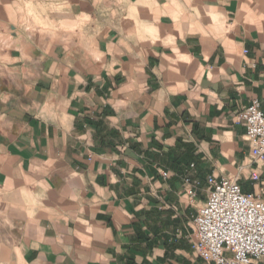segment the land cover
<instances>
[{
	"label": "crops",
	"instance_id": "crops-1",
	"mask_svg": "<svg viewBox=\"0 0 264 264\" xmlns=\"http://www.w3.org/2000/svg\"><path fill=\"white\" fill-rule=\"evenodd\" d=\"M254 100L264 0H0V243H40L18 264H203L207 179L264 200L236 124Z\"/></svg>",
	"mask_w": 264,
	"mask_h": 264
},
{
	"label": "built area",
	"instance_id": "built-area-1",
	"mask_svg": "<svg viewBox=\"0 0 264 264\" xmlns=\"http://www.w3.org/2000/svg\"><path fill=\"white\" fill-rule=\"evenodd\" d=\"M236 124L246 131L253 161L264 163V112L260 102L254 100L239 111ZM161 174L167 179L170 173ZM185 182L190 184L191 180L187 178ZM198 185L194 183L195 188ZM207 185L208 200L192 219L197 256L203 264L264 263V200L245 194L234 179L209 177ZM188 194L195 199L194 190Z\"/></svg>",
	"mask_w": 264,
	"mask_h": 264
},
{
	"label": "clouds",
	"instance_id": "clouds-1",
	"mask_svg": "<svg viewBox=\"0 0 264 264\" xmlns=\"http://www.w3.org/2000/svg\"><path fill=\"white\" fill-rule=\"evenodd\" d=\"M18 7H19L18 5L13 4L11 7L8 8L9 13L15 15L13 9H17ZM28 247L39 248L40 243L37 242V243L27 244L21 241H12L11 243L9 242L0 243V250L3 251L5 256L4 259H0V264H18L16 258L18 249L20 251H25L27 250Z\"/></svg>",
	"mask_w": 264,
	"mask_h": 264
},
{
	"label": "rangeland",
	"instance_id": "rangeland-1",
	"mask_svg": "<svg viewBox=\"0 0 264 264\" xmlns=\"http://www.w3.org/2000/svg\"><path fill=\"white\" fill-rule=\"evenodd\" d=\"M52 30H55V29H52ZM56 31V30H55Z\"/></svg>",
	"mask_w": 264,
	"mask_h": 264
}]
</instances>
